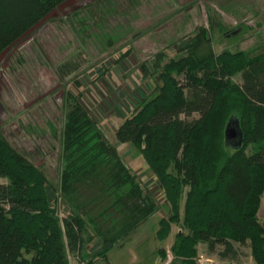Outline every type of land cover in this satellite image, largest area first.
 <instances>
[{"label":"trees","instance_id":"16d2710c","mask_svg":"<svg viewBox=\"0 0 264 264\" xmlns=\"http://www.w3.org/2000/svg\"><path fill=\"white\" fill-rule=\"evenodd\" d=\"M65 1L0 0V53ZM208 41L200 28L186 45L187 56L154 71L160 84L136 98L115 138L139 149L163 191L169 215L159 220L160 237L180 218L186 228L170 247L175 260L196 264L199 242L221 259H234L233 243L249 242L254 263L264 264V225L258 218L264 192V51L214 54ZM204 43L208 48L200 52ZM237 74L240 83L232 81ZM65 108L58 194L0 126V178L5 179L0 264H68L65 251L80 256L87 239L96 241L97 255L104 256L158 209L107 142L81 94L68 92ZM229 121L238 122L240 146L225 141ZM58 201L67 210L62 216ZM86 264L97 263L89 258Z\"/></svg>","mask_w":264,"mask_h":264},{"label":"rangeland","instance_id":"374dc122","mask_svg":"<svg viewBox=\"0 0 264 264\" xmlns=\"http://www.w3.org/2000/svg\"><path fill=\"white\" fill-rule=\"evenodd\" d=\"M212 22L224 30L217 25L212 28ZM200 28L214 54L264 51V0H67L0 53L2 132L45 173L57 194L60 131L66 95L71 92L81 94L107 142L158 206L104 256L97 255L96 241L87 239L80 256L65 251L68 264H86L89 258L97 264H182L170 250L175 234L186 232L181 218L170 223L169 232L160 237L159 220L169 215L163 191L139 149L118 142L115 131L136 107V98L150 95L154 85L160 84L154 71L172 58L187 56L186 45ZM206 44L200 52L208 48ZM155 61L158 67L153 69ZM232 81L240 83V75ZM57 206L60 216L66 213L61 201ZM258 218L264 225V192ZM89 234L87 230L85 238ZM233 244L236 257L221 259L209 253L205 243H197L196 264H255L249 242ZM216 248L222 249L220 245Z\"/></svg>","mask_w":264,"mask_h":264},{"label":"water","instance_id":"95a60500","mask_svg":"<svg viewBox=\"0 0 264 264\" xmlns=\"http://www.w3.org/2000/svg\"><path fill=\"white\" fill-rule=\"evenodd\" d=\"M224 138L225 141H235L234 146H240L242 142V133L239 129L238 122L236 121L235 125L229 121L224 129Z\"/></svg>","mask_w":264,"mask_h":264},{"label":"crops","instance_id":"0c3cea01","mask_svg":"<svg viewBox=\"0 0 264 264\" xmlns=\"http://www.w3.org/2000/svg\"><path fill=\"white\" fill-rule=\"evenodd\" d=\"M259 211V210H258Z\"/></svg>","mask_w":264,"mask_h":264}]
</instances>
